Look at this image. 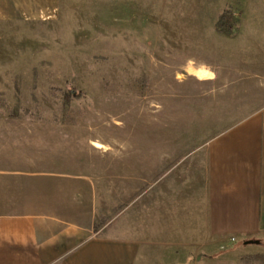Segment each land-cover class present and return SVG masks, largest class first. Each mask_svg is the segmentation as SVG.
<instances>
[{
    "label": "rangeland",
    "instance_id": "374dc122",
    "mask_svg": "<svg viewBox=\"0 0 264 264\" xmlns=\"http://www.w3.org/2000/svg\"><path fill=\"white\" fill-rule=\"evenodd\" d=\"M225 8L231 36L215 30ZM263 105L264 0H57L0 21V148L45 140L87 180L108 153L166 169ZM224 255L213 264H264Z\"/></svg>",
    "mask_w": 264,
    "mask_h": 264
},
{
    "label": "crops",
    "instance_id": "0c3cea01",
    "mask_svg": "<svg viewBox=\"0 0 264 264\" xmlns=\"http://www.w3.org/2000/svg\"><path fill=\"white\" fill-rule=\"evenodd\" d=\"M56 1L0 0V21L40 16ZM8 141L0 264H213L236 248L264 254V105L166 169L147 150L135 163L108 153L105 171L89 180L62 155L53 160L45 140Z\"/></svg>",
    "mask_w": 264,
    "mask_h": 264
},
{
    "label": "trees",
    "instance_id": "16d2710c",
    "mask_svg": "<svg viewBox=\"0 0 264 264\" xmlns=\"http://www.w3.org/2000/svg\"><path fill=\"white\" fill-rule=\"evenodd\" d=\"M238 22V17L229 8H225L218 14L217 20L215 22V30L224 36H231L234 33ZM74 96H80V92ZM248 242L256 241L249 240ZM241 260L245 262H249L251 260H264V254L256 253L246 255L241 257Z\"/></svg>",
    "mask_w": 264,
    "mask_h": 264
},
{
    "label": "bare ground",
    "instance_id": "6f19581e",
    "mask_svg": "<svg viewBox=\"0 0 264 264\" xmlns=\"http://www.w3.org/2000/svg\"><path fill=\"white\" fill-rule=\"evenodd\" d=\"M196 75L198 76V77H202V74L201 73H196ZM96 146H100L99 144H95Z\"/></svg>",
    "mask_w": 264,
    "mask_h": 264
},
{
    "label": "built area",
    "instance_id": "2783aa9c",
    "mask_svg": "<svg viewBox=\"0 0 264 264\" xmlns=\"http://www.w3.org/2000/svg\"><path fill=\"white\" fill-rule=\"evenodd\" d=\"M231 240H233V238H231Z\"/></svg>",
    "mask_w": 264,
    "mask_h": 264
}]
</instances>
